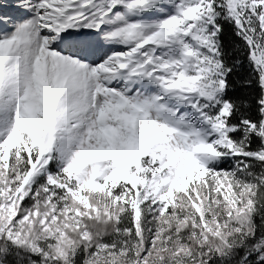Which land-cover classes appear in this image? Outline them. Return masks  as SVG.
Wrapping results in <instances>:
<instances>
[{"label":"snow or ice","instance_id":"snow-or-ice-1","mask_svg":"<svg viewBox=\"0 0 264 264\" xmlns=\"http://www.w3.org/2000/svg\"><path fill=\"white\" fill-rule=\"evenodd\" d=\"M0 264H264V0H0Z\"/></svg>","mask_w":264,"mask_h":264},{"label":"trees","instance_id":"trees-1","mask_svg":"<svg viewBox=\"0 0 264 264\" xmlns=\"http://www.w3.org/2000/svg\"><path fill=\"white\" fill-rule=\"evenodd\" d=\"M221 39L224 43L225 51L229 53V55L226 57L229 63L237 58L241 60L240 65L233 71V73L229 77V80L233 85L232 89L229 92V95L233 97L247 95L248 97L252 98L253 107L250 109L249 115L253 119H256L258 113L256 111L254 97L258 96L259 88L256 87L255 83H253L250 87L243 88L238 83L239 81L248 79L251 73V68L249 67L246 53L245 55H240L239 52L236 51V45L243 44V42L234 35L233 28L229 24H224V31Z\"/></svg>","mask_w":264,"mask_h":264},{"label":"rangeland","instance_id":"rangeland-1","mask_svg":"<svg viewBox=\"0 0 264 264\" xmlns=\"http://www.w3.org/2000/svg\"><path fill=\"white\" fill-rule=\"evenodd\" d=\"M221 167H225V165H221Z\"/></svg>","mask_w":264,"mask_h":264}]
</instances>
